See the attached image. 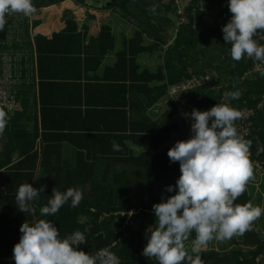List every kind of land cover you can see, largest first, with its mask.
<instances>
[{
  "label": "trees",
  "instance_id": "trees-1",
  "mask_svg": "<svg viewBox=\"0 0 264 264\" xmlns=\"http://www.w3.org/2000/svg\"><path fill=\"white\" fill-rule=\"evenodd\" d=\"M61 1L33 0L38 64L34 88L39 87V96L30 92L33 87L27 86L28 92L24 90L18 97L23 110L0 116L7 126H11L8 122L25 117L28 125H33V130L25 121L12 125L16 131L11 140H22L25 145L17 149L9 146L0 153V264H15L11 257L21 237V225L40 218L54 223L60 238L76 230L83 232L88 242L80 247L85 252L108 247L119 257L120 264H156L154 258L142 254L148 243L145 232L155 223L153 205L161 202L162 196L175 194L167 193L166 186L174 185L181 174L179 162L170 163L167 154L174 144H165L181 129L177 118L187 127L184 117L193 108L207 110L221 102V94L212 91L191 89L173 93L171 87L191 75L216 71L218 83L231 82L229 91L241 93L239 99L230 101L243 114L235 127L249 120L245 111L254 110L251 119L256 127H252V136L258 135L264 143V107L258 108L264 94V76L242 80L254 60L229 58V45L222 32V26L232 15L227 0H108L106 9L120 11L125 19L138 24L137 30L132 38L124 39L123 48L116 52L117 63L106 68L104 77H98L85 90L80 84L75 87L74 81L81 78L77 75V62L82 63L76 50L83 47L86 54L104 56L116 49V37L110 25H103L97 36L90 37L86 24L80 28L74 14L63 30L52 37L44 34L43 27L39 30L42 17L48 12L56 15L61 7L66 8L60 6L54 11L47 7ZM182 2L186 4L183 14L179 13ZM153 5L155 13L148 11ZM215 6L219 7L218 21L211 27L207 12ZM182 19L185 21L178 33L170 38V32ZM87 39L98 52L89 49L88 44L83 46ZM260 44L264 45V38ZM30 51L33 53V49ZM157 52L163 58L157 69H149L140 62L141 56ZM63 67L73 71L70 75L69 71L61 73ZM162 101L169 106L154 118L149 112ZM31 103L34 110L38 107L36 114L28 110ZM191 135L188 130L185 136ZM252 140L258 143L256 138ZM113 141L121 145L120 151H113ZM251 150L254 158L264 161V150L260 154L257 146L254 150L251 146ZM16 153L18 158L14 159ZM250 163L264 175L257 164ZM26 182L43 188L34 203L35 214H25L14 204L16 190ZM70 187L83 190L80 204L73 208L69 201L55 215L41 217L39 208L47 204L53 189L63 192ZM251 201L246 189L235 203ZM194 238L193 232L185 241L189 253ZM219 245L221 249H214L211 241L208 243L209 249L200 253L201 264H264V234L255 221L251 230L233 236L230 244L220 241Z\"/></svg>",
  "mask_w": 264,
  "mask_h": 264
},
{
  "label": "clouds",
  "instance_id": "clouds-1",
  "mask_svg": "<svg viewBox=\"0 0 264 264\" xmlns=\"http://www.w3.org/2000/svg\"><path fill=\"white\" fill-rule=\"evenodd\" d=\"M227 6L232 15L222 32L229 45V58H249L264 64V45L254 38L264 33V0H227ZM35 11L33 0H0V30L5 27L7 15L31 17ZM148 11L155 13L156 6ZM240 95L239 90L226 91L223 102L207 110L193 108L185 114L190 117L192 135L177 140L167 153L170 163L180 165L181 174L175 184L166 186L167 193L175 194L162 196L161 202L153 205L155 223L145 232L148 243L142 254L154 258L156 264H201L200 253L210 241L242 235L264 214L259 206L235 203L253 175L249 145L235 127L243 114L230 104ZM5 128L0 117V140ZM112 149L120 151L121 145L113 141ZM42 190L23 183L16 190L14 204L25 214H35L34 203ZM83 196L80 188L70 187L63 192L54 188L39 214L53 216L69 201L75 208ZM19 230L21 237L11 257L15 264H120L119 257L108 247L85 252L80 245L88 239L80 230L60 238L56 225L43 218L31 223L26 220ZM193 232L189 253L185 241Z\"/></svg>",
  "mask_w": 264,
  "mask_h": 264
},
{
  "label": "built area",
  "instance_id": "built-area-1",
  "mask_svg": "<svg viewBox=\"0 0 264 264\" xmlns=\"http://www.w3.org/2000/svg\"><path fill=\"white\" fill-rule=\"evenodd\" d=\"M176 1L179 3V0ZM182 3L183 5L179 8V13L183 14L185 11L184 5L186 4ZM5 19L4 37H0V116L18 110L20 108L18 103L20 93L27 90L28 88L26 89V87L29 85L34 88V84L38 82V77H36L38 64L34 39L35 13L31 17H26L19 13H11ZM184 21L185 19H182L179 23L182 24ZM254 38L260 43L264 38V33H259ZM170 43L164 46L165 49L168 48ZM25 45L30 46L26 47ZM30 49H33V53ZM31 56H34L35 59L33 60ZM261 73H264V64L254 61L253 65L241 76V79L246 80L264 76ZM218 78L219 76L216 71L208 70L204 74L186 77L183 83L172 86L171 89L173 93L180 90L205 89L215 94H221V102H223V94L229 91L228 87L231 82L218 83ZM233 85L236 86V83ZM263 107L264 94L262 95L261 102L258 103V108L261 109ZM245 114L249 120L238 125V135L249 145V160L253 161L264 171V161L254 158L251 144L249 143L250 140L253 141L252 137H254L258 141V143H255L258 147L257 154H260L264 150V143L261 138L258 135L252 136V127H256V124L251 119V116L255 114V111H245ZM184 120L187 127L191 129L190 117L185 115Z\"/></svg>",
  "mask_w": 264,
  "mask_h": 264
},
{
  "label": "crops",
  "instance_id": "crops-1",
  "mask_svg": "<svg viewBox=\"0 0 264 264\" xmlns=\"http://www.w3.org/2000/svg\"><path fill=\"white\" fill-rule=\"evenodd\" d=\"M59 1V0H56ZM72 1V2H71ZM60 6H66V8H62L61 10L57 11L56 15H49V16H43L42 17V25L39 28V30H44V34H47L49 37H52L54 33H58L61 30H63L66 26L65 23H67V20H70L73 18V16L77 17V20L80 23V28L81 25L86 24L89 30V35L90 37H95L99 34L100 29L103 25H110L112 29L113 35L116 37V49L114 51H110L106 55H91V54H86L87 49L81 48L76 50L77 58L82 59V63L77 62V75H81V78L79 80L74 81L75 87H78L80 84V87H82L84 90L86 89V86L89 85L92 82H96V79L99 77H104L106 68H113L115 64L117 63V55L116 52L120 51L123 48L124 45V39H130L133 37L135 34V31L137 30V23H133L129 19H125L119 11L113 10V9H106V5H101L100 3H93L90 0H63L60 3H53L47 7L48 10H56ZM55 7V8H54ZM68 9V11L65 13L64 10ZM90 13L93 16H90ZM113 13L116 15L113 16ZM74 14L73 16H71ZM81 15V16H79ZM41 33V32H40ZM89 43V39H87V42H85V45ZM260 44V43H259ZM89 49L97 50L95 44H88ZM156 55H159V53H154V54H149V55H143L140 57V62L148 67L149 69H157L161 64L162 61L158 58H154ZM69 56V55H68ZM101 57V58H100ZM68 58V57H67ZM162 59V56H161ZM67 62H70L68 59ZM72 67V66H71ZM75 65H73V68L75 69ZM69 75L70 72L73 70L71 68H66L64 67L60 70L61 73L67 72ZM259 78V77H257ZM27 91V90H26ZM28 92V91H27ZM33 94L35 93V96L38 98L39 96V87L37 90L35 89L34 91H30ZM30 94V93H29ZM34 99V98H33ZM33 104L28 105V110L33 111ZM38 107L36 108L33 112V114H36ZM19 111L23 110L22 107L18 109ZM153 110H159L158 108L153 109ZM15 113V112H14ZM153 113V112H152ZM153 116V114H152ZM154 117V116H153ZM19 121V122H17ZM25 121V125L30 128V130H33V125L31 122H29L28 125V118L25 117V119L20 118L19 120H12L11 126H8L5 128V133L3 140H0V153L5 150L6 147L14 148L17 149L18 147L25 145L24 142H21L22 140L16 139L14 142L11 140V135H14L16 129H12V125H19L20 122ZM7 126V125H6ZM15 127V126H13ZM187 129L191 132V129L187 127ZM33 132V131H32ZM251 146L254 150L255 142L252 141ZM72 147L70 148V152L72 153ZM67 155H69L68 149L66 148ZM18 158V154L16 153L14 155V159ZM72 158V157H71ZM41 169H39L40 173ZM258 171V170H257ZM260 172V171H259ZM42 176V171L40 173ZM260 179H251L248 180L247 183H254L253 181L257 182ZM254 185H251V187ZM253 193L251 194L252 196V201L251 204L253 206H259L262 209H264V198H262L260 201H255V197H257L260 192L257 193L258 191V186L255 185V188H253ZM249 193V192H248ZM260 223H264V214L261 215V217L258 219ZM256 224V221H255ZM257 225V224H256ZM257 229H259L263 234L264 230H261L258 226ZM229 240V239H228ZM228 240H225L224 242H228ZM218 242V240H217ZM245 250H249L251 247H245Z\"/></svg>",
  "mask_w": 264,
  "mask_h": 264
},
{
  "label": "rangeland",
  "instance_id": "rangeland-1",
  "mask_svg": "<svg viewBox=\"0 0 264 264\" xmlns=\"http://www.w3.org/2000/svg\"><path fill=\"white\" fill-rule=\"evenodd\" d=\"M90 1L93 2V3H97V4L100 3L101 5H107L108 4V0H90ZM187 3H188V1H187ZM218 10H219V7L218 6H215L213 9H210L207 12V17L209 18V21H210L209 23H210V26L211 27H214L215 26V23H217V21H218V16H217ZM67 11L68 10H65L64 12L66 13ZM119 13L121 14L120 11H119ZM49 15H51L50 12L47 13V16H49ZM115 15L116 14L113 13V16H115ZM179 29H180V23H177L176 26H175V29H173V31L170 32V38H171V35L175 37L176 34L178 33ZM157 53H159V55H156L154 58L160 59L162 61V64H163V58L161 59L160 52H157ZM162 55H164V51L162 52ZM34 90H35V88H31L30 91H34ZM168 104L169 103L167 101H162L161 103H159V105H157L158 108H159V110L158 111L157 110H154L153 111V109H152V110H150L149 114L150 115L153 114L154 118L160 117L161 114H163L167 110V108L169 106ZM177 120L181 124V129L178 132H175L172 135V140L170 142H167L165 144L167 146L168 145L170 146V145L175 144V142L177 140H183V139H187L188 138V137L185 136L187 134V132H188L187 127L181 122V120L179 118H177ZM136 152H139V151L136 150ZM251 179H254V180L255 179H260V180L257 181V182L253 181L254 183H247L246 184V189L249 192V194L251 195L253 193L252 187L255 188V185H257L258 186L257 193L260 192V194L257 197H255V201H260L262 198H264V175L261 172L257 171L256 169H253V175H252V177L249 180H251ZM251 185H254V186L251 187ZM256 224H257L256 226H258L259 228L264 227L263 224L259 222V220H256ZM219 242L220 241L217 242V240H215V239L212 240L211 241L212 248H214V249L215 248L221 249L222 246L219 245ZM230 243H231V239L228 240V244H230ZM191 247H192V242L189 244V248L190 249H191ZM207 249H209L208 246L205 249H203V250H207Z\"/></svg>",
  "mask_w": 264,
  "mask_h": 264
},
{
  "label": "water",
  "instance_id": "water-1",
  "mask_svg": "<svg viewBox=\"0 0 264 264\" xmlns=\"http://www.w3.org/2000/svg\"><path fill=\"white\" fill-rule=\"evenodd\" d=\"M0 37H2V38L4 37V29L1 30Z\"/></svg>",
  "mask_w": 264,
  "mask_h": 264
}]
</instances>
